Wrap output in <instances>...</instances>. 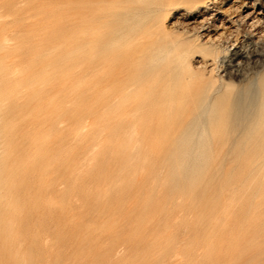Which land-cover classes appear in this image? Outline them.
Here are the masks:
<instances>
[{"label": "bare ground", "instance_id": "obj_1", "mask_svg": "<svg viewBox=\"0 0 264 264\" xmlns=\"http://www.w3.org/2000/svg\"><path fill=\"white\" fill-rule=\"evenodd\" d=\"M99 1L78 0V32L67 39H45L25 31L27 44H10L0 22V264H4L2 252L16 245L12 260L20 264H33L30 253L39 246L53 247L52 242L43 243L40 233L42 223L52 221L50 215H44L50 211L67 219L63 226L72 237L98 230V243L104 245L95 256L113 258L119 264H219L220 258L224 264H264V238L253 252L246 251L244 255L231 250V243L224 241L231 235L230 223L237 219L235 211H239L240 218H246L243 205L252 208L249 220L255 225L261 223L259 230L264 233V42L260 37L264 36V0H235V11L242 12L225 15L227 25H222V8L216 0H206L214 23L210 25L203 19L194 40L202 35L206 39L192 49H179L172 40L156 45L157 28L152 31L149 27H154V21H145L165 3L159 8L152 0H135L132 6L100 12L96 6ZM204 1L189 0L191 4ZM33 2L37 3V12L32 24L52 32L66 27L70 19L62 16L50 24H41L44 15L57 11L41 1ZM244 9L253 11L243 15ZM102 18L105 20L98 22ZM15 21L23 22L24 17ZM241 24L261 34L242 44L236 38ZM195 48L202 55L203 72L209 68L207 78L203 72L196 75L188 63ZM23 56H30L26 69L18 68ZM249 60L254 72L248 76L244 71ZM73 76L77 91L71 95L72 101L82 104L85 97L94 100L84 111L68 110L71 117L78 119L71 126L60 124L59 117L65 109L57 105V100ZM237 78L242 84H235ZM8 100L13 102L14 110L20 111L18 122L6 120ZM179 111L185 120L176 125ZM90 115L95 121L82 125L83 117ZM52 126L57 127L56 134L51 133ZM18 127L27 131L16 132ZM68 140L76 142L75 147L62 150ZM123 142L128 148H123ZM146 144H150L147 151L157 157L154 162L140 157L135 163L125 158L124 163L127 168L152 166L162 177L155 182L143 174H134L130 185L120 187L132 196L130 201L117 202V207L125 209L122 216L114 212L107 222L90 228L85 223L94 212L82 210L75 214L66 209L77 196L60 187V181L77 177L83 180L76 188L78 192L84 197L94 196L92 202L101 203L98 216L110 212V182L116 174H107V187L93 193L88 192L84 182L100 177L107 150L134 149L141 154ZM91 146L98 147L90 157L95 160L94 175L86 177L78 161L88 156L86 150ZM20 157L23 163L14 164ZM135 186L153 190L141 198L134 192ZM162 186L168 188L170 196L177 193L189 199L188 207L196 211L193 224L197 231L205 226L201 254L167 230L147 243L139 241L142 248L149 246L139 258L131 252V246L144 231L136 228L138 231L120 239V228L128 221L136 225L159 224L166 214L163 208L154 218L129 211L151 209L157 189ZM24 206L31 211L22 214L20 208ZM29 219L41 224L28 228L29 236H17L19 221ZM216 228L221 230L217 250L213 248ZM55 236L59 243L61 235ZM120 241L125 242L124 253L118 250ZM51 256L57 259L58 251L52 249ZM199 256L204 260L200 262Z\"/></svg>", "mask_w": 264, "mask_h": 264}, {"label": "rangeland", "instance_id": "obj_2", "mask_svg": "<svg viewBox=\"0 0 264 264\" xmlns=\"http://www.w3.org/2000/svg\"><path fill=\"white\" fill-rule=\"evenodd\" d=\"M38 1H41L42 4L49 6L50 9L57 11L55 13L49 12L44 15L40 21L41 24H50L56 21L58 17L62 16L64 18L70 19L68 22L66 19V27L61 28V30H56L52 32L51 30L45 31L44 28H40L39 26L32 24L33 21H35L34 15L37 12V3H34L33 0H0V22L1 28L3 29L2 34L3 36L9 39L10 44H27L29 38L27 34H24L25 31H29L30 34L41 36L45 39L56 37L57 39L61 40L72 37L78 32V0ZM133 1L135 0H101L97 3L96 6L98 7V11L101 12L102 10V12H105L108 11L110 7L117 8L122 6L124 7L125 5L132 6ZM152 1L154 7L159 8L161 5H163V3H165L164 7L162 8L161 6V9L158 12L150 13V16L145 21V23H147V21H154V27H149L152 31H155L157 28V31H155V33L157 34L156 45L158 44V42L164 43L169 40H172L178 46L177 48L179 49L187 47H191L192 49L194 44H197L198 42L202 43L206 39L202 35L198 38V41L194 40V34H197L198 32L200 33L201 25L204 23V18L208 20L210 25L214 23V19L209 18L210 15H208V13H211L212 11H209L210 9H207V5L205 3L206 0L197 4H191L189 0H171L170 3L168 2L169 0ZM239 1L240 0H236V2ZM236 2L235 0H216V4L222 8V13L224 15H222V25L226 24V18H224L225 15L229 16L242 12V10L235 11L234 5H236ZM261 6H263V4L256 7V12L261 9ZM245 10L246 9H244L243 15L253 11L252 9H249L247 11ZM23 17V22L15 21L16 18ZM97 20L98 22H102L105 19L102 18ZM216 25H219V22L216 21ZM222 29H225V26H222ZM217 30L219 31L220 29ZM163 32L167 33L166 37L163 35ZM254 32V29L249 27V25L241 24L238 27V33L236 34V38L239 40L240 43L246 44L247 42H250V40H255L256 36L261 34L260 30L258 29L256 30V33ZM260 37L262 39V42H264V36ZM223 43L224 41L222 42V44ZM197 49L195 48L194 53L188 58V63L190 64L191 68L197 72L196 75H200L201 72H203L204 68L201 64L202 55L201 53L196 52ZM29 58L30 56H23L21 58L22 61L19 64L18 68L26 69L29 64ZM249 62L250 64L245 67L246 70L244 71L248 76L252 75L254 72L253 63L251 62V60H249ZM208 72L209 68L204 70L203 73H205V78L208 77ZM213 75L216 76L217 72H214ZM75 79L76 76H73L71 81H69V85L67 86L66 90H64V93L60 96L59 100H57V105H60L62 106V108L65 109L63 114L59 117L60 124L69 123L71 124V126L76 124L78 119L71 117L68 110L77 109L80 111H84L94 100L91 97H85L82 104L72 101L70 97L77 91V80ZM234 82L235 84H242V82L239 81V78L234 79ZM7 104L9 105L8 116L6 119L7 122H18L20 111L16 109L14 110L13 102L11 100H8ZM170 114L172 115V112ZM177 114L179 115V119L177 120L176 125L183 124V120H185V115L183 116L181 111H179ZM94 121V116H86L82 119V125H87L89 123H93ZM50 130L53 134H56L58 132L56 126H52ZM20 131L25 132L27 131V128L18 127L16 132ZM122 144L124 149L126 147L128 148L126 142H123ZM75 145L76 142L68 140L64 142L61 148L62 150H68L75 147ZM149 147L150 144L142 145L143 150L141 151V154L135 153L134 149H128V152L124 149L107 150L104 155L105 160L102 164L100 177L97 180H90L84 182V187L89 190L88 192L93 193L95 190L107 187V184L109 182L107 174H109L110 172H112V174L114 175L116 174L110 182V184H112L110 186V189L112 190L108 199V207L110 209V212H108L109 214L107 213L104 216H98L97 213L99 210H101V203L96 201L92 202L95 200L94 196L84 197L80 192H78L76 188H78V184L83 180L81 181L77 177L65 178L60 181V187L64 188L65 190L69 189V191L73 192L77 196V200L74 201L72 204H68L66 209L70 213L75 214L82 210H85L86 212H94V216L89 218L85 223V225L89 226L90 228L91 226L94 227V225H100L102 223L107 222V220L112 218L115 214L122 216L125 209L117 207V202L120 201V199H123L122 201H130L132 199V196L126 193L127 191L121 190L120 187L130 185L134 178V174H143L146 177H150L151 180L155 182L161 179L162 177L160 171L154 169L152 166L137 165L133 167L130 166L127 168L124 163L125 158L128 160V162L135 163L140 157H148L150 163L154 162L157 157L147 151ZM168 147H170V145ZM97 148V146L89 147L86 150L88 156L86 158H80L78 161L82 165V169L86 171V177H91L94 175L95 160L91 159L90 157L97 150ZM217 148L219 149L220 146H216V149ZM23 161V157H20L19 159H16L13 163L20 165L23 163ZM152 190L153 189L149 187L143 189H139L136 186L134 187V192L136 194H139L141 198H144V196L149 194ZM157 191L158 192L156 193V197L154 199V203L151 209H148L146 211L140 208L130 209L129 213L132 215L146 214L148 218H154L157 215L158 211L163 208L166 210V214L165 216L161 217V219L159 220V224L157 226H150L146 223L136 225L134 222L128 221L120 228V239L126 238L131 232L136 230V228L140 229V231H144V233L140 235V239H137V241L131 246V252H133L134 256L139 258V255L144 254L149 249V246H147L146 249L142 248L138 244L139 241H141L142 243H147L149 239L151 240V238H153L154 236H162L167 231H169L177 236L179 242L185 240V245L193 246L196 252L198 254H201L204 246L203 243L200 242V239H202V234L206 228L205 226H200L198 231L195 229L193 223L196 211L188 207L189 199L181 197L177 193H173L170 196L168 188H166V186H162L160 189H157ZM51 194L52 196L56 197L58 193L52 192ZM29 208L30 207L28 206H24L20 208V211L22 212V214H25L31 211ZM246 209V212L248 213L246 218H240L239 211L238 213H236L235 211L233 216H236L237 219L229 225L231 235L230 237L227 236V239L224 240L227 243H231L228 244L231 245V250H239V254L241 255H244V252L246 251L253 252L256 247L261 242H263L261 240L264 238V233L259 230L261 229L260 227H262V224L258 223L255 225L253 224V222H250V209L252 208L249 207V205H243L242 211L245 212ZM56 214L57 213L55 211L44 213V215H50V217H52V221L50 220L42 223L40 231L42 235V241L46 244H50L52 242L53 247L39 246L36 250H33V252L30 253L34 260L33 264H119L115 263L113 258L102 257L103 255L95 256V253L99 249V247L104 245H101V242L98 243V230L87 231L72 237L70 234V230L63 226L65 225L67 219L65 217L62 218L56 216ZM39 224L41 223L36 219L19 221L17 236H19L20 234H25L29 236L30 234L28 228L32 229L34 226H39ZM254 225L256 226L255 232H253ZM218 228H216V238L213 242V248L215 250L220 247L219 235L221 230H219ZM60 229L61 232H59ZM56 234H60V237H62L59 243H56L55 241L57 239V237L55 236ZM261 244L263 247L264 242ZM228 245L225 244L223 248L226 249ZM16 248L17 245L9 249V251L7 252H2V261L4 264H20L17 262H13L12 260V255H14ZM141 248L144 250H141ZM52 249L54 251H58L59 257L57 259L52 256L51 258L49 257V254ZM118 250H121V253L126 252V245L124 241H120ZM135 253H138V255ZM202 257L203 256H199L200 262L204 260ZM131 258H134L133 255H131ZM219 264H224V262H222V258H220Z\"/></svg>", "mask_w": 264, "mask_h": 264}]
</instances>
